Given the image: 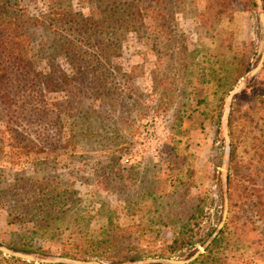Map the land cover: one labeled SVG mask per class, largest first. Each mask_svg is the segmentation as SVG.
Instances as JSON below:
<instances>
[{"label":"rangeland","instance_id":"rangeland-1","mask_svg":"<svg viewBox=\"0 0 264 264\" xmlns=\"http://www.w3.org/2000/svg\"><path fill=\"white\" fill-rule=\"evenodd\" d=\"M92 2L20 1L30 17L49 15L54 4L62 6L64 10L56 13L67 22L76 14L96 16ZM147 2L152 7L144 27L139 23L138 31L125 34L116 53L108 51V58L96 62L99 51L82 46L69 87L61 86L60 76L71 74L72 67L64 57H48L49 53L33 57L32 66L52 74L55 91L45 90V83L39 85L45 80L34 73L12 77L10 108L0 104V246L34 256L36 264L44 260L113 264L62 254L79 250L67 242L70 230L76 231L77 214L89 224L92 238L102 236L108 220L121 228L137 224L119 234L127 237L136 231L138 238L143 230L139 223L154 225L169 210L172 201L164 199V186L167 192L183 193L179 180H189L186 186L192 193L181 207L185 216L178 224L166 220L170 226L158 224L139 242L128 240L127 249L109 248L105 256L134 258L120 264H168L191 260L199 251L205 254L201 242L194 248L186 243L173 255L171 248L176 238L184 237L178 229L207 191L206 216L197 220L199 226L190 224V235L198 232L199 240L209 242L219 235L214 264H264V111L253 106L256 99H264V92L253 86L264 79L260 76L264 4L262 0ZM68 28L69 38L77 42L79 37ZM43 44L34 45L33 54ZM245 68L249 72L233 85ZM242 83L245 86L230 108L251 103L237 108L236 121L245 119L229 130L230 114L228 119L224 116L228 98ZM221 106L218 126L216 110ZM54 179L69 182L80 202L65 223L55 226L57 230L32 235L33 225L16 217L30 216L39 192ZM156 182L162 187L155 189ZM32 238L45 254L10 248ZM11 257L1 253L0 264H14L7 261Z\"/></svg>","mask_w":264,"mask_h":264},{"label":"trees","instance_id":"trees-1","mask_svg":"<svg viewBox=\"0 0 264 264\" xmlns=\"http://www.w3.org/2000/svg\"><path fill=\"white\" fill-rule=\"evenodd\" d=\"M20 1L21 0H0V104L6 106L10 104V82L15 75L27 76L30 73L37 74L38 76H41L42 80H45V82L39 80V85H44L45 83V90L55 91L56 88L54 90L51 88L53 83H55L51 76L52 74H46V76L35 71L36 67L34 68V66H32L34 64V61L32 60L33 57L36 56L40 58L47 53H49L48 57H53L55 55H57V57H64L67 63L72 67V73H61V86L69 87L75 77V71L77 69L76 59H79L83 53V51H81L83 45H91L99 51L97 59H95L96 62H99L98 58H108V51L116 53L118 50V46L116 47V45L125 34L138 31L139 28L137 25L139 23L144 27L145 18L149 17V14H147L148 9L152 7V4H148L147 0H92L94 1L92 3L95 4V10L93 12H98L96 16L92 15L91 17L86 18L81 14H76L67 22L63 19L64 15H58V13H56L64 10L62 6L54 4V8L49 15L30 17L26 15L24 9L21 7ZM216 1L220 2V0ZM262 2L264 4V0H262ZM151 17L158 21L157 15L153 14ZM216 17L218 16L216 15ZM68 25V30L75 31V34L79 37L77 42H75L74 39L69 38L71 36L66 32ZM116 26H118V29H116ZM120 30L126 31L124 33H119ZM262 32H264V28ZM39 39H42V41L39 42ZM42 43L44 44L40 52L33 54L34 45H41ZM77 43H79V45ZM248 72V68H245L240 72L237 75L239 77L237 79L235 78L233 81V85H235L236 82H239ZM254 74L255 72L253 75ZM260 76H262V78L264 77V68L262 69ZM253 86L256 90L263 93L264 79H257ZM71 96H73V94L69 93V97ZM98 99L99 98H95L94 100L97 101ZM256 101L257 103L253 106L258 108V110L264 111V99L258 98ZM247 103L251 102H240V104L237 103L235 105L232 104L229 130L233 128V123H236L238 126L242 125L245 117H240L237 122L235 114L237 108L241 109ZM8 108H10V106H8ZM222 108L223 106L216 110L218 114V126H221ZM230 134L233 137L232 132H230ZM35 149L44 152L46 151L39 148V146H35ZM232 152H234L233 147ZM30 153L31 152H26L27 155ZM54 181L55 182L49 181L51 185L46 187V191L42 190L39 192L36 206L30 216L20 214L16 217V220H19L21 223L33 225V229L35 230L30 232L32 235L41 231H45L46 234L47 232L57 230L55 226L65 223L69 216H71L72 212L77 209V205L80 202V200L76 198L77 192L69 189V182L57 179H54ZM54 183H56V185ZM60 183L67 187L61 186ZM179 183L184 187L183 193L179 192L177 189L173 192H167V187L164 186V199L170 198L172 201L169 210L160 217L159 220L154 221V225L145 224L143 222L139 223L143 225V230L138 238L134 237V234L137 233L136 231L127 237L120 236L119 234L120 232L132 229L131 227L137 224H133L127 228H121L116 222L111 220H108V223L104 226V232H102L100 238H92L88 232L89 224L83 222V218H81L82 215L77 214L79 221H76L73 224L76 231L74 232L70 230L67 242L72 246L78 247L79 250L75 254H70V252L66 251H63L62 254L66 257H74L76 259L82 258L87 261L110 260L113 264H120L128 260H134V258H131L127 254H120L113 258L105 256V253L109 248L114 250L127 249V245L135 243L136 239H138L139 242L146 233L153 230L158 224L165 225L166 227L170 226L171 224L166 222V220H171L178 224L185 216L181 207L183 206V203L186 202L188 196L192 193L191 188L186 186L187 183H190L189 180L186 182L179 180ZM156 184L158 187H155V189L162 187L158 182H156ZM205 196H209L207 191L200 194V199L198 198V202L196 201V205H194L189 212L190 216L187 218V223L184 224L182 229H178V231L184 234V237L176 238L171 248V254L173 255L184 249L183 246L186 243L190 245L188 248H194L199 242L203 245L205 244L206 253L201 255V257L195 262L196 264H214L218 259L217 247L221 241L219 235L214 237L211 242L202 238L199 240L198 232L190 235L191 230H188L190 224L193 222H195V226H199L200 224L197 220L206 216L205 209L208 205H206L207 201ZM160 199L162 198L160 197ZM66 229L69 230V226H67ZM33 240L34 238H32L30 242L10 244V248L16 252L45 254L46 252H44L41 247L34 246ZM128 240L129 244L126 242ZM7 261L14 264H36V262H23L21 259L14 256ZM39 264L46 263L42 262Z\"/></svg>","mask_w":264,"mask_h":264},{"label":"water","instance_id":"water-1","mask_svg":"<svg viewBox=\"0 0 264 264\" xmlns=\"http://www.w3.org/2000/svg\"><path fill=\"white\" fill-rule=\"evenodd\" d=\"M263 62V61H262ZM262 65V64H261ZM258 71V70H257ZM256 71V72H257ZM245 84L242 83L236 90L234 93H232L230 95V97L228 98V103H229V106L226 108L225 110V113H224V116H225V119H228L229 117V114H230V104L233 102V99L235 97V95H237L238 93H240L242 91V89L244 88ZM225 134H226V139H227V142L228 144L230 143V137L228 135V131L225 130ZM227 214H228V211L225 212V219L227 217ZM223 227V225L221 226V228ZM0 252L3 253V254H6L8 256H14L18 259H21V260H24V261H30V262H35L36 259L34 256H31V255H26V254H22V253H12L9 249L5 248V247H2L0 246ZM202 255V252L199 251L191 260H188V261H168V264H190L191 262L197 260L200 256ZM44 263H47V264H51L53 263V261H49V260H44L43 261ZM56 262H62V260H56ZM66 263H72L73 261L71 260H65ZM75 264H82L81 262H73ZM89 264H92V263H89Z\"/></svg>","mask_w":264,"mask_h":264}]
</instances>
